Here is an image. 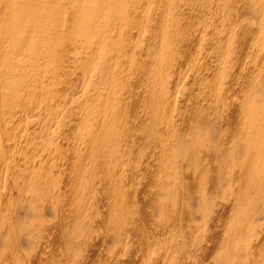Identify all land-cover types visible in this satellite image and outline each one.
Masks as SVG:
<instances>
[{"label": "rangeland", "instance_id": "obj_1", "mask_svg": "<svg viewBox=\"0 0 264 264\" xmlns=\"http://www.w3.org/2000/svg\"><path fill=\"white\" fill-rule=\"evenodd\" d=\"M0 264H264V0H0Z\"/></svg>", "mask_w": 264, "mask_h": 264}, {"label": "bare ground", "instance_id": "obj_2", "mask_svg": "<svg viewBox=\"0 0 264 264\" xmlns=\"http://www.w3.org/2000/svg\"><path fill=\"white\" fill-rule=\"evenodd\" d=\"M196 237V236H195ZM149 239V238H148ZM160 251V250H159ZM156 252V251H155ZM158 252V251H157ZM161 252V251H160ZM152 254V253H151ZM151 256V255H150Z\"/></svg>", "mask_w": 264, "mask_h": 264}]
</instances>
